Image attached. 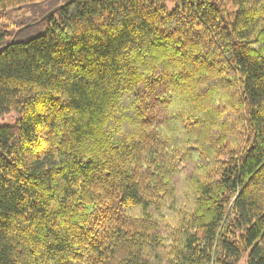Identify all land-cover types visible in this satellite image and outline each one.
I'll list each match as a JSON object with an SVG mask.
<instances>
[{
    "label": "trees",
    "instance_id": "16d2710c",
    "mask_svg": "<svg viewBox=\"0 0 264 264\" xmlns=\"http://www.w3.org/2000/svg\"><path fill=\"white\" fill-rule=\"evenodd\" d=\"M59 2L0 0V264H264V0Z\"/></svg>",
    "mask_w": 264,
    "mask_h": 264
},
{
    "label": "rangeland",
    "instance_id": "374dc122",
    "mask_svg": "<svg viewBox=\"0 0 264 264\" xmlns=\"http://www.w3.org/2000/svg\"><path fill=\"white\" fill-rule=\"evenodd\" d=\"M64 0H60V2L58 4L61 5V3ZM66 1V0H65ZM56 6V4H51V5H45V11L47 9H50L51 7ZM43 9V10H44ZM54 9V8H53ZM39 15L35 14V16L29 12L27 13H20L18 15H16L15 17H9L8 20L4 19V18H0V31L3 28L11 29V31L13 29H15L17 27V25L21 24V23H26L28 22V20H31L32 18H38ZM6 23V25H4ZM38 31L36 29H33L32 32H30L29 34H37ZM28 36V34H27ZM25 36V38L27 37ZM18 116L15 113H11L8 115H5L4 117H0V127H9V126H13L16 123Z\"/></svg>",
    "mask_w": 264,
    "mask_h": 264
},
{
    "label": "water",
    "instance_id": "95a60500",
    "mask_svg": "<svg viewBox=\"0 0 264 264\" xmlns=\"http://www.w3.org/2000/svg\"><path fill=\"white\" fill-rule=\"evenodd\" d=\"M73 1H75V0H71L70 2H68V3H66V4L59 5V6L55 7L54 9L50 10L47 14H45V15H44V16L38 21V23H39V22H42V21H44V20H46L48 17H50L51 15L55 14L57 11H59L60 9H62V8L65 7L66 5H68L69 3H72ZM30 26H31V24H27V25H25L24 27L19 28V29L14 33V35H13V37H12V39H11L9 45H11V44L14 43V41L16 40V38H17V36H18V34H19L20 32L26 30V29L29 28Z\"/></svg>",
    "mask_w": 264,
    "mask_h": 264
}]
</instances>
